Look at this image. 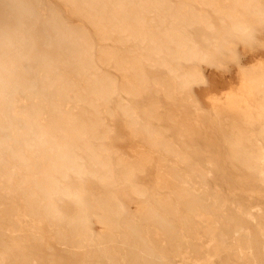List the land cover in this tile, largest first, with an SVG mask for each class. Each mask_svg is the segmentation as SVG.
Listing matches in <instances>:
<instances>
[{"label": "rangeland", "instance_id": "rangeland-1", "mask_svg": "<svg viewBox=\"0 0 264 264\" xmlns=\"http://www.w3.org/2000/svg\"><path fill=\"white\" fill-rule=\"evenodd\" d=\"M26 1L0 72V179L12 184L0 189V264H264V79L250 95L240 90L242 69L264 77V0H255L249 37H230L231 52L218 47L229 23L200 0H100L86 7L90 19L64 0ZM48 19L84 35L96 72L60 64L47 79L39 67L55 47L42 33ZM165 32H185L198 56H165L174 49ZM78 41L62 47L83 55ZM190 69L198 79L179 88ZM94 73L113 80L106 102L90 97ZM55 75L66 90L47 84ZM140 154L151 163L125 181L124 163Z\"/></svg>", "mask_w": 264, "mask_h": 264}, {"label": "bare ground", "instance_id": "bare-ground-1", "mask_svg": "<svg viewBox=\"0 0 264 264\" xmlns=\"http://www.w3.org/2000/svg\"><path fill=\"white\" fill-rule=\"evenodd\" d=\"M67 3L70 4H76L77 9L79 10L78 12H80V14H84L85 16H87V18H89V13H87V9L86 7L90 4L93 5H99L100 0H64ZM260 3V1H258ZM202 6H207L209 8H212V10L214 11V13H218L220 15L223 16V18L229 23V27L227 28V30H224L222 33V37L220 38V40L217 42L218 43V47H223L226 48V50L230 49L229 51L231 52V48L230 45L233 44L231 43V39L230 37H236V39L238 38L239 42H243L242 39H246L247 37H249L250 31H251V23L254 21V17L255 14L258 13V7H257V2L255 0H200L199 2ZM75 9V11L77 10ZM30 11V5L26 0H0V72L3 70L4 66H5V56L9 53L11 46L13 44V41L18 39V36L20 35V31L23 29V25L20 21V19L27 13H29ZM77 12V11H76ZM73 13V12H72ZM248 13V14H247ZM74 14V13H73ZM81 14V15H82ZM193 14V13H191ZM206 14V13H205ZM83 15V16H84ZM91 15V14H90ZM207 15V14H206ZM246 15H248L249 17V22L246 20ZM204 16V15H203ZM208 17V16H206ZM90 19V18H89ZM207 19V18H206ZM182 20V19H181ZM196 21V16L192 17V22ZM199 21L201 23L204 24V26L209 27L205 21V17L204 18H200ZM34 22V21H33ZM138 24H141L142 21L141 19L137 21ZM197 22V21H196ZM191 23V21H190ZM198 23V22H197ZM194 24V22H193ZM196 24V23H195ZM199 24V23H198ZM33 24H31L29 26V28L32 27ZM59 25V24H58ZM55 25V23L53 22L52 19H48L44 25L42 26V33L46 35L51 34L54 43L55 44L54 50L52 53H48L45 52L43 54L44 58L45 56H47L44 59V63L43 66L41 65L39 67L40 71L44 72V75L47 74L45 77L47 79H49V76L56 72L55 70H57V67L60 64H66V65H71L73 66L77 71L83 70V71H92V72H96L95 71V64L92 60V56H91V52H90V46L91 44L89 42L86 41V39L84 38V35L80 32H76L74 31L72 28H68V27H61ZM191 25V24H190ZM94 26L97 28H99V24L98 23H94ZM185 26V25H184ZM192 26V25H191ZM25 27V26H24ZM208 29H211V27H209ZM28 30V29H27ZM30 32V29L29 31ZM41 32V30H40ZM27 33V31H26ZM41 33V34H42ZM31 35V34H29ZM28 36V34H27ZM44 36V38H45ZM50 36V35H49ZM48 36V38H49ZM23 37V36H22ZM43 37V36H42ZM86 37V35H85ZM104 37V35H103ZM25 38V37H24ZM46 38V40L48 39ZM225 40H222V39ZM32 39V38H31ZM51 39V38H50ZM29 40V39H28ZM78 40H81L82 43H84L85 45V50L83 55H74L72 52H70L69 50H66L62 47L63 44H75L77 42H79ZM242 40V41H241ZM26 41V40H25ZM235 40L233 39L232 42H234ZM251 41V40H250ZM19 42V41H18ZM162 42L164 43L165 46H167L168 44H173L174 45V49H172L171 51L167 50L165 56H171V57H179L180 59H182L183 61H189L192 60L193 58H195L197 55L196 51L192 48V46H190L189 40L185 34V32H180V33H174V32H165L162 35ZM237 42V41H236ZM238 42V43H239ZM245 42V41H244ZM249 42V41H248ZM17 43V42H16ZM235 43V42H234ZM251 43V42H250ZM249 43V44H250ZM247 44V43H246ZM233 46V45H232ZM52 47V49H53ZM33 49V47H32ZM45 49V48H44ZM221 49V48H220ZM31 50V47H30ZM28 50L23 56H30L31 58V53H33V51ZM26 51V50H25ZM74 51V50H72ZM224 51H220L223 52ZM110 52V51H109ZM151 52V51H150ZM154 53H158L159 49L157 47H155L153 49ZM228 52V51H227ZM35 53V52H34ZM76 54V52H75ZM103 53L98 50V56H97V62H101L102 64L105 63V60L103 58ZM108 54V53H107ZM33 55V54H32ZM221 55V54H220ZM226 55V53H225ZM14 56H18L17 54H14ZM22 56V55H19ZM224 56V55H222ZM222 56L220 57V59H222ZM28 58V57H27ZM34 58V55H33ZM36 58V56H35ZM42 58V57H41ZM9 59V58H7ZM21 59V58H20ZM43 59V58H42ZM48 59V60H46ZM172 59V58H171ZM204 58H200V60H202ZM219 59V61H220ZM24 60V59H23ZM27 60V59H25ZM30 60V59H29ZM40 60V59H39ZM9 61V60H8ZM21 61V60H20ZM41 61V60H40ZM157 61V60H156ZM164 61V60H163ZM139 62V61H138ZM27 63V61H26ZM30 63V62H29ZM219 63V62H218ZM12 64V63H11ZM132 64V63H131ZM9 65V64H8ZM29 65V64H27ZM139 65V64H138ZM158 65V64H157ZM164 65V64H163ZM161 65V66H163ZM151 66V65H150ZM160 66V64H159ZM9 67V66H8ZM64 67V66H63ZM166 67V66H164ZM169 67V66H168ZM5 69V68H4ZM178 69L177 66H174L170 71L174 74L176 72V70ZM20 70V69H19ZM75 70V71H76ZM191 70V69H190ZM116 71V70H115ZM23 72V71H22ZM19 74V73H18ZM24 74V73H23ZM171 74V73H170ZM20 75V74H19ZM186 75V74H184ZM196 75V74H195ZM191 70V72L187 73V76L185 77V79L181 82H179L177 85L179 88H183L188 86L190 83L195 82L198 77L196 78ZM24 75H21V78ZM182 76V75H181ZM198 76V75H197ZM25 77V76H24ZM23 77V78H24ZM43 78V77H42ZM26 79V78H24ZM264 77L262 75V73H260L259 71L255 70V69H243L242 73H241V84H240V90L243 93H246L247 95L252 94L253 92L257 91L258 89H260L262 81H263ZM23 80V79H22ZM26 81V80H23ZM36 81V80H35ZM44 81V79H43ZM142 81V80H140ZM47 82V80H46ZM49 82V81H48ZM47 84L49 86L56 84L58 89L60 91L62 90H66L67 87L65 84H63L60 75H55L52 78V81L49 82ZM155 82V80H154ZM24 83V82H22ZM29 83V82H25ZM36 83V82H35ZM89 83V84H88ZM88 87H89V93H90V97H95L97 100L99 99H103L104 102L106 99V96L103 97V94L106 91H109L110 88L112 87L113 84V80L111 78H106L105 80L101 81L98 80L95 77V73L93 74V78L88 82ZM32 84V83H31ZM34 84V83H33ZM86 84V85H87ZM140 85V83H138ZM47 85V86H48ZM37 87V85H35ZM16 87V86H15ZM169 87V86H168ZM172 88V86H170ZM169 87V88H170ZM178 88V89H179ZM17 89V88H15ZM49 89V88H48ZM123 90V88H122ZM141 90V89H140ZM177 90V89H176ZM128 91V90H127ZM132 91V90H131ZM124 92V91H123ZM167 92V91H166ZM131 93V92H130ZM133 93V92H132ZM169 93V92H168ZM134 94V93H133ZM135 95V94H134ZM166 95V94H165ZM167 99V98H166ZM228 99V98H227ZM8 102V101H7ZM14 101H12L13 103ZM256 103V102H255ZM14 104V103H13ZM12 104V105H13ZM256 105V104H255ZM7 106V104H6ZM88 106L93 107V101L92 99H90L88 101ZM157 106V105H156ZM9 107V106H8ZM220 107V106H218ZM259 108V107H258ZM223 109V108H222ZM7 111V110H6ZM219 111V110H218ZM11 112V111H10ZM256 112V110H255ZM262 112V111H261ZM127 113V112H126ZM221 113V112H220ZM258 113V112H257ZM37 111L32 109V114L29 117V124L31 125L32 128V139L29 143V145L31 147H37L38 146V139L40 136V127L38 125H36L35 123V119L37 115ZM11 115V114H10ZM93 118L94 120L89 122L88 125L90 126L92 132L96 129V127L100 124V120H99V116H97V113L94 112L93 113ZM12 119V118H11ZM27 119V118H26ZM17 120V118H16ZM28 120V119H27ZM171 120V119H170ZM18 123V122H17ZM19 124V123H18ZM148 126V125H147ZM30 127V126H29ZM126 127L128 128V130H130L131 132H133L135 130V122L133 119L128 118V120L126 121ZM148 132V130H147ZM258 138V137H257ZM3 139V138H2ZM82 142V141H80ZM81 144V143H80ZM89 145V144H88ZM92 146V145H91ZM84 147V146H83ZM88 147V146H87ZM75 148V147H74ZM34 149V148H33ZM77 149V148H76ZM35 150V149H34ZM43 150V149H42ZM71 151V150H70ZM165 153L167 151H169V148L164 147L163 150ZM173 151V150H172ZM170 153V151H169ZM1 155V154H0ZM17 160L21 161L25 167H27V162L26 160L20 155V154H16ZM61 157V156H60ZM86 157V156H85ZM74 158V157H73ZM105 159V158H104ZM69 160V159H68ZM79 160V159H78ZM91 160V159H90ZM118 160V159H117ZM165 160V159H164ZM91 162V161H90ZM95 162V161H94ZM105 162V161H104ZM108 162V161H107ZM156 162V161H155ZM151 163L150 158L146 155V154H140L139 155V160H131L129 159L128 161H126L123 165V178L125 179V181H128L130 179H134L136 178V176L138 174L143 173L149 166V164ZM164 162L163 160H161L159 162V166L162 165ZM33 165V164H32ZM35 165V164H34ZM71 166V165H70ZM155 164L153 166V173L155 172ZM5 167V166H4ZM69 167V166H67ZM106 167V166H105ZM6 168V167H5ZM53 169V168H52ZM120 170V169H119ZM13 171V170H12ZM71 171V170H70ZM79 171V170H78ZM108 171V170H107ZM169 171V170H168ZM90 172V171H89ZM100 172V171H99ZM104 172V171H103ZM167 172V171H165ZM80 173V172H79ZM94 173V172H93ZM74 174V173H73ZM78 174V173H77ZM77 174H74V176ZM60 175V174H59ZM80 174H78L79 176ZM66 176V175H65ZM64 176V177H65ZM4 177V176H3ZM13 177V176H12ZM27 177V176H26ZM80 177V176H79ZM32 178V177H31ZM158 180L161 183L162 182V178L161 176L158 175ZM99 179V178H97ZM108 178L107 177H103V179H100V181H106ZM5 180V182H4ZM76 180V179H75ZM11 181V177H4L0 179V182H3V185L0 186V189H2L3 187H5L6 185H9ZM77 181V180H76ZM111 182V179L109 180ZM170 181V180H169ZM168 181V182H169ZM99 182V181H98ZM109 182V183H110ZM22 183V182H21ZM47 183V182H46ZM112 183V182H111ZM172 183V182H171ZM23 184V183H22ZM102 184H107V183H102ZM12 185V184H10ZM35 186V185H33ZM162 186V185H161ZM40 187V186H39ZM160 187V186H159ZM174 187V186H173ZM108 188V187H107ZM133 188V187H132ZM135 188V187H134ZM141 188V187H140ZM11 189V188H10ZM132 190V189H131ZM10 191V190H9ZM8 191V192H9ZM7 192V191H6ZM73 192V190H72ZM13 193V192H12ZM54 193V192H53ZM75 193V192H74ZM55 194V193H54ZM133 194V193H132ZM9 195V194H8ZM61 195V194H60ZM63 195V194H62ZM125 195V194H124ZM13 196V195H12ZM64 196V195H63ZM76 195H74L75 197ZM78 196V195H77ZM68 197V196H67ZM73 197V198H74ZM259 197V196H258ZM38 198V196H37ZM180 200V199H179ZM168 203V202H167ZM49 204V202H48ZM160 204V203H159ZM109 205V204H108ZM115 205V204H114ZM172 205V204H171ZM28 206V205H27ZM53 205H51L50 208ZM107 206V205H106ZM141 207V206H140ZM191 207V206H190ZM109 208V207H108ZM45 210V208H44ZM54 210V209H53ZM52 210V212H53ZM148 210V209H147ZM82 211V210H81ZM44 212V211H43ZM56 212V210H55ZM153 212V211H152ZM77 213V212H76ZM79 213V212H78ZM106 213V212H105ZM32 214V213H31ZM83 215V214H82ZM105 215V214H104ZM190 215V214H189ZM85 216V214H84ZM188 216V215H187ZM192 216V215H191ZM85 220H83L84 222ZM110 224V223H109ZM112 224V223H111ZM34 225V224H33ZM107 225V224H106ZM38 226V225H37ZM108 227V226H107ZM169 233V232H168ZM177 235V234H176ZM60 236V235H59ZM174 236V235H173ZM170 238V237H169ZM247 239V238H246ZM173 240V239H172ZM58 241V240H56ZM59 242V241H58ZM77 248V246H76Z\"/></svg>", "mask_w": 264, "mask_h": 264}, {"label": "crops", "instance_id": "crops-1", "mask_svg": "<svg viewBox=\"0 0 264 264\" xmlns=\"http://www.w3.org/2000/svg\"><path fill=\"white\" fill-rule=\"evenodd\" d=\"M243 70V69H242ZM242 70H241V73H242Z\"/></svg>", "mask_w": 264, "mask_h": 264}]
</instances>
